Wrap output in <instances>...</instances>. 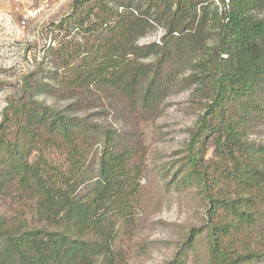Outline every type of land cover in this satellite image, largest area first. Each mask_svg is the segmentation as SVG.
Returning <instances> with one entry per match:
<instances>
[{"label":"trees","instance_id":"obj_1","mask_svg":"<svg viewBox=\"0 0 264 264\" xmlns=\"http://www.w3.org/2000/svg\"><path fill=\"white\" fill-rule=\"evenodd\" d=\"M83 2L69 15L82 47L47 48L52 77L43 57L2 111L0 264H127L137 122L156 118L180 84L203 106L172 185L199 194L205 218L167 264H264V143L245 139L264 123V0H149L145 12L129 0ZM157 27V42L138 44ZM102 98L122 108L127 130L86 115Z\"/></svg>","mask_w":264,"mask_h":264},{"label":"rangeland","instance_id":"obj_2","mask_svg":"<svg viewBox=\"0 0 264 264\" xmlns=\"http://www.w3.org/2000/svg\"><path fill=\"white\" fill-rule=\"evenodd\" d=\"M84 0H0V119L8 101L21 87L22 79L34 71L42 62L47 73L55 71L50 55L45 52L57 44L65 50L82 47L81 34L74 29L69 18L72 8L85 12ZM99 0H92L93 6ZM114 2V0H109ZM139 5L145 12L149 0H129ZM90 3V2H89ZM41 10L35 21L20 25L26 10ZM62 29L56 28L60 21L68 19ZM73 24V25H72ZM161 28L151 29L138 44L157 42ZM146 62V61H145ZM187 73L186 69H183ZM185 77L180 75L179 80ZM38 99L57 109L63 110L68 102L45 95ZM194 88L178 85L159 107L156 118L137 122L141 138L142 173L139 180L138 204L134 210L138 228L128 245L124 246L128 255L127 264H167L183 241L186 231L204 225L205 207L199 194L177 191L172 185L173 176L181 164L184 148L190 132L201 114L203 101ZM92 106L86 115L116 132L128 129L122 118L121 107L111 108L106 100ZM245 139L252 143H264V123L254 124ZM206 159L217 160L212 143L208 146Z\"/></svg>","mask_w":264,"mask_h":264},{"label":"built area","instance_id":"obj_3","mask_svg":"<svg viewBox=\"0 0 264 264\" xmlns=\"http://www.w3.org/2000/svg\"><path fill=\"white\" fill-rule=\"evenodd\" d=\"M41 13V10H26L21 16L20 25L25 26L28 22L35 21Z\"/></svg>","mask_w":264,"mask_h":264}]
</instances>
